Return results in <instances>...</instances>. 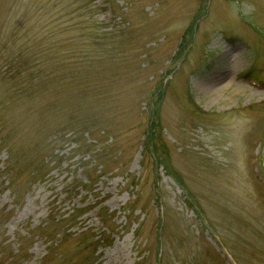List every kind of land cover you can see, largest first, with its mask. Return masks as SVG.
Wrapping results in <instances>:
<instances>
[{"label": "rangeland", "instance_id": "374dc122", "mask_svg": "<svg viewBox=\"0 0 264 264\" xmlns=\"http://www.w3.org/2000/svg\"><path fill=\"white\" fill-rule=\"evenodd\" d=\"M0 264H264V0H0Z\"/></svg>", "mask_w": 264, "mask_h": 264}, {"label": "trees", "instance_id": "16d2710c", "mask_svg": "<svg viewBox=\"0 0 264 264\" xmlns=\"http://www.w3.org/2000/svg\"><path fill=\"white\" fill-rule=\"evenodd\" d=\"M7 73H9V71Z\"/></svg>", "mask_w": 264, "mask_h": 264}]
</instances>
